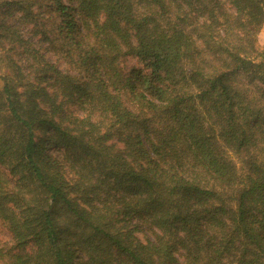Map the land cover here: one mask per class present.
<instances>
[{"label":"trees","instance_id":"obj_1","mask_svg":"<svg viewBox=\"0 0 264 264\" xmlns=\"http://www.w3.org/2000/svg\"><path fill=\"white\" fill-rule=\"evenodd\" d=\"M0 13V264H264V0Z\"/></svg>","mask_w":264,"mask_h":264},{"label":"rangeland","instance_id":"obj_2","mask_svg":"<svg viewBox=\"0 0 264 264\" xmlns=\"http://www.w3.org/2000/svg\"><path fill=\"white\" fill-rule=\"evenodd\" d=\"M1 15V13H0ZM8 19V17H7ZM261 41L264 43V28H263V35H262V39ZM47 57L50 59L55 60V57L52 56V54L50 52H47ZM57 67L59 69H69V66L65 64V62L63 60L61 61H56ZM124 69H129L131 66H135V67H141V63L136 60L134 57L131 56H126L123 58L122 60V64H121ZM68 111L72 110L78 113V109H77V105L75 103H73L72 101L69 102V105L67 106ZM36 134L38 135V137H41L44 140V144L46 145V151L48 153H50L53 157H57L61 160H66V157L68 156V154L70 153V151L66 148L65 143H63L62 141H60V139H56V144L53 143V141H55V139L51 140L49 139V136L51 135V131H41V130H37ZM49 139V140H46ZM115 140V139H113ZM117 143L118 146L122 147L123 146V142L120 141H115ZM230 157L231 159L235 162V164L237 166L241 165V158L238 157L236 155V153L234 152H230ZM7 171V169H5ZM63 171H64V175L67 178H70L72 173L69 170L68 165L66 164V162L63 165ZM137 235L141 238L144 239L143 233L141 231L137 232ZM0 240L2 242H8L7 246L11 245V235L10 233L5 229V226L0 222ZM31 249H33L32 244H26V246L24 247V251H30ZM17 251H19V249H17ZM21 251V250H20Z\"/></svg>","mask_w":264,"mask_h":264}]
</instances>
